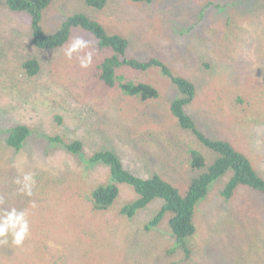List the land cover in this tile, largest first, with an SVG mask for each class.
Instances as JSON below:
<instances>
[{"label":"rangeland","instance_id":"obj_1","mask_svg":"<svg viewBox=\"0 0 264 264\" xmlns=\"http://www.w3.org/2000/svg\"><path fill=\"white\" fill-rule=\"evenodd\" d=\"M180 2L177 7L178 0L169 3L155 1L151 4L148 2L133 3L131 0H109L106 10L99 13L91 12L82 0H54V8L43 13V26L48 34L52 35L73 15L87 14L91 17L90 13H92V16L110 34L129 39V56L135 57L138 49H141L136 48L139 39L149 42L152 52L165 60V63L167 61V66L174 74H180L197 84V100L188 110L189 114L196 122L212 123L215 127L212 131L217 133L221 140L231 141L238 150L246 153L255 169L264 178V116L261 121L262 115L260 117L259 111L254 110V113H248V110L239 106L235 101L237 94H248L255 101V98L258 99L256 93L264 92V72L260 67L261 65L264 67V17L249 13L247 9L249 0H237L246 8L239 9L236 6H230L227 12H224L221 6L212 5L207 8L201 6L205 0H182ZM199 6L211 23L199 27L198 39L193 44L185 43L183 37L181 39L177 37L180 32L178 33L173 26V20L170 19L165 24L166 17L169 11L176 7L174 11L185 10L186 15ZM228 15L231 18L229 21H227ZM15 23L25 26V24H31V20L24 13L0 11V150L6 148V134L2 129L8 130L19 124L35 127L34 135L28 141L29 145L24 146L21 152L15 154V165L30 166L35 163V167L39 169L36 162L42 159L46 150L50 148V144L48 143L49 146H47L42 135L54 128L64 129L68 134V141L81 140L84 127L93 124L91 116L93 107L97 103H104L106 107L115 108L116 117L109 116L107 120L108 125L115 127L110 129L105 142L117 143L115 151L121 157L124 167L139 177L147 179L154 173L159 174L184 193L193 178L200 174L199 171L191 168L187 151L190 148L198 150L204 155L207 163L214 159L211 152L189 133L178 128L171 118L168 120L170 124L162 126L164 132L160 140L151 141L154 133L150 115L155 113L163 119L166 116L164 111L167 108L166 99L170 91L174 95L177 93L170 80L164 77L160 70L151 68L148 73L127 72L128 78H134L135 81H149L160 89L161 98L154 102H142L138 98L124 97L119 91H109L102 85H97L93 89L84 88L85 75H98L99 71L96 68H81L77 55L74 54L71 59L65 55L67 47L74 39L82 37L89 42V48L84 51L93 53V62L104 60L109 56L110 51L98 49L95 40L85 33L81 32L79 36H76V29L64 47L55 51H44L34 47L33 52L41 60L44 72L50 69L53 70L51 75L69 76L71 72L77 75L80 79L76 83L78 94L82 97L84 104L91 105L92 108L89 109V113L79 114L76 111L73 112L74 108H68L66 111L57 104L54 105V94H50V91L55 90L62 94L63 84H67L68 79L60 78L55 81L47 79L44 83V79L39 75L29 81L24 74L15 71V68H20L22 60L14 65L8 64L2 56L1 52L7 49V46L10 53H14L9 37L15 38L16 49L19 53L23 50L21 43L26 36ZM158 24L160 26L165 24L160 48L154 43V28H158ZM200 32L207 33L210 39L207 42H201ZM242 43L245 44L241 46V50L236 47L230 49V45L236 46ZM84 51L79 55H83ZM241 56L245 60L248 58L254 60L256 65L245 70L246 73L243 75L246 76H241L238 80L236 76H233L232 69L233 64L241 61ZM142 59L138 58L140 61ZM211 61L213 67L207 71L206 65ZM103 91L110 97L102 95ZM219 91L225 97L222 100L215 98ZM208 96L210 101L207 103ZM261 98L262 96H259V99ZM211 99H215V104L209 108ZM262 101L264 106V98ZM68 103L76 104L73 99H68ZM219 104L221 105L220 110L218 109ZM260 113L263 114L264 110L260 109ZM57 115L59 118H55ZM254 116L262 123L253 122ZM121 121H124L127 126V132L121 131L119 126ZM79 127L81 131L75 136L74 131L79 130ZM134 130L138 133L133 134ZM96 131L101 133V128L96 127ZM206 133L212 134L210 130ZM97 137L101 139L100 135ZM83 149L88 156L91 155L89 154L91 150H95L90 142H86ZM9 153L12 154L13 151L10 150ZM5 163L6 158L1 155L0 170L3 168V172L7 171ZM78 163L80 161L58 149L45 157L40 166L57 176L65 172L71 181H75V185L78 186L76 189L85 188L79 179L72 176L78 168ZM107 178V169L95 170L90 181L93 184L97 181L104 183ZM229 178L230 175H227L212 184L207 197L201 200L196 209L195 222L198 232L192 239L195 245L203 246L202 249L206 251L196 252L191 264H264L263 197L251 189L240 188L230 204L225 202L219 192ZM120 189L121 193L117 203L109 211L99 212L96 215L100 222L99 227L106 232L109 240L105 243L110 244L113 241V228L122 230L123 234L135 240L138 237L137 234L141 232L150 240L146 244L147 250L155 253L153 264H165L166 260L183 259L181 252H177L175 256L166 253L168 249L172 250L174 245V239L170 235L171 231L166 220L155 230L145 232L144 224L153 216L148 209L142 210L133 221L126 220L120 215L121 208L137 198L129 186L121 185ZM160 206V201L152 204L154 211H158ZM47 215L49 218L41 220H47V223L48 220H52L53 223L59 225L61 213L58 207ZM120 222L121 227H118L116 223ZM129 245L131 243L127 242L126 246ZM60 253L62 255L65 252ZM116 261L120 264H139L130 254L118 253L115 247L96 250L94 254H91V264H115Z\"/></svg>","mask_w":264,"mask_h":264},{"label":"trees","instance_id":"obj_2","mask_svg":"<svg viewBox=\"0 0 264 264\" xmlns=\"http://www.w3.org/2000/svg\"><path fill=\"white\" fill-rule=\"evenodd\" d=\"M82 1L85 2L91 12L100 13L106 10L109 5V0ZM131 1L133 3L148 2L151 4L155 1L169 3L174 0ZM180 1L182 0H178L177 7L181 3ZM53 4L54 0H0V11L7 10L13 13H24L31 20V24H25V26L24 24L21 26L15 23L17 24L16 26L24 31L26 38L21 43L23 50L19 53L18 49H16L15 38L9 37V42L14 48V53H10L8 46V50H2L1 53L5 57L6 63L14 65V63L22 60L20 68H15V71L24 74L29 81L34 80L39 75L44 79V83L47 82V79L53 81L60 78L68 79L67 84H63L64 92L62 94L55 90L50 91V94H54V105L57 104L66 111H68V108H74V113L75 111L79 114L89 113V109L92 106L84 104L82 97L78 94L76 83L80 80L79 77L73 72L69 73V76L51 75L53 70L50 69L44 72L41 60L38 59L33 50H35V47L44 51H55L64 47L74 34V29H76V36H79L81 32L89 36L91 35L92 40L94 38L97 40L100 49L110 50L111 53L104 60L92 62L88 67L89 69L96 68L99 74L85 75L84 88L91 87L93 89L97 85H102L109 91H119L124 97L138 98L142 102H154L161 98L160 89L149 81H135L134 78H128L129 74L127 72H133V74L148 73L151 68L160 70L162 75L170 80L177 93L174 95L170 91L169 97L166 99L167 108L165 111L161 109L166 112V116L163 119L155 113L150 115L153 121L154 133L151 141L158 142L160 140L164 132L162 131V126L170 124L168 120L171 118L177 124V127L190 132L204 147L213 151L217 157L212 164L207 165L205 157L200 152L192 149L187 151L192 157L190 161L191 168L194 171H199L200 174L193 178L184 193L171 182L164 180L159 174L154 173L147 179L139 177L124 167L121 157L116 154L115 150L111 149V144L105 142L110 129L115 127H111L107 122L109 116L116 117L114 114L115 108L111 106L106 107L104 103H97L93 107V114L91 116L93 124L85 126L82 130V141L76 140L68 143L66 141L68 134L62 130L57 131V136L55 137L47 136L49 142H54L58 145L57 148H65L69 154L79 159L78 168L72 176L79 179L85 188L79 187L76 189L78 186L75 185V181H71L65 172L59 176L52 173V178H49L36 171L31 174L34 177L35 184L47 190L46 198L42 202L36 203L29 196L20 194L19 188L14 185V178L17 175L22 176L24 173L17 171L12 166L10 160L7 161L10 168L5 172H3V168L0 170V201H2L0 203V213L12 207L18 210H27L28 213L32 211L36 212L30 219L32 241L24 243L21 247H11V249L10 238L9 243L0 244V264H59L60 256L54 255L52 252L55 250L65 252L63 256L67 260L69 258L67 249L69 248L72 250L81 249L82 254L78 256V264H90L91 254L89 250L88 223L76 226L74 233H72L73 239H70L59 228V225L53 223L52 220H48V223L47 220H41L49 218L47 214H50L51 210L56 207L60 209V219H66L70 217V214L77 217L87 214L85 221H89L98 230L95 239L98 241L100 247L103 246V249L115 247L118 253L124 252L130 254L136 263L153 264L155 253L147 250L146 244L150 240L143 233L137 234L138 237L135 240V238H130L123 234L122 230H118V235L114 236V241L106 244V237L102 232L103 229L99 227L100 222L92 215L96 212H107L117 203L121 193V185L129 186L137 196L136 200L126 204L120 210V215L126 220L133 221L142 210L154 203L156 199L164 201L161 209L154 211L155 216L144 225V231L150 232L155 230L162 223L166 215L170 214L172 218L168 217L166 220L171 231L170 235L174 239V245L173 249H168L166 253L170 256H175L177 252H181L183 259L166 260L165 264H186V261L188 264H191L192 257L196 252H199V250L200 252L206 251V249H202L203 246L195 245L192 238L198 232L195 222L196 209L201 200L207 197L210 186L223 179L225 175H230V180L219 192V195L225 202L230 204L239 189L245 188L262 195L264 206V179L258 174L251 160L246 158L241 150H238L231 141L227 139L221 140L219 135L212 131L215 128L212 123H199L193 119L188 110L197 100V84L180 74H174L167 66L168 62L166 61L165 63V60L152 52L149 42L139 39L136 48L141 49H138V54L135 57L129 56V39L120 35L109 34L97 19L92 16V13H90L91 17L87 14L73 15L55 34L50 35L43 26V13L48 9H53ZM212 5L221 6L224 12H227L230 6H236L239 9L246 8L243 3H239L237 0H231L230 2L229 0H224L223 2L220 0H205L201 6L207 8V6ZM201 6L192 9L186 15L184 12L187 11H174L176 7L171 9L166 17L165 24L170 19L173 20V26L178 33L180 32L177 37H180V39L183 37L185 43L193 44L198 39L197 34L199 32L197 31V25L205 22V14L200 9ZM247 9L251 15L258 14L260 17H264V0H249ZM227 18V21L231 20L230 15ZM165 24L164 26L158 24L157 26L159 27L154 28V43L158 47L164 35ZM200 36L201 42H207L210 39L207 33H201ZM244 44L230 45V49L236 47L241 50V46ZM138 58L143 59L140 61ZM241 58L240 62H233L235 64H233L234 67L232 69L233 76H236L238 80L241 76H246L243 75L246 73L245 70L256 65V62L250 58L246 60L242 56ZM206 66V70L210 71L213 67L212 61L207 63ZM260 67H262L261 70L264 72L263 65ZM65 91L67 92L65 93ZM240 91L243 92V90ZM102 95L110 97L104 91ZM216 95L215 98H219L220 100L225 98L221 91ZM239 95L237 94L235 100L239 106H243L249 111L248 113H254V110L256 112L259 111L260 117L262 115V121L264 113H260V109L264 110L262 101L264 97L259 99V96H263L264 92H257L258 99L255 98V101L248 94L240 95V97ZM68 99H73L76 104H69ZM209 101L210 98L208 96L207 103ZM214 104L215 99H211L209 108H212ZM218 109H221L220 104L218 105ZM55 118H59V115ZM59 120L61 121V119ZM257 121L254 116L253 122ZM258 122L260 123V121ZM119 126L121 127V131H123L125 126L124 121H121ZM32 127L26 124H19L8 130L2 129L6 134V150L13 149L15 152H19L24 146L29 145L28 141L34 135L35 127ZM96 127L101 128V133H97ZM208 130L212 134L206 133ZM80 131V127L79 130L74 131L76 133L75 136ZM97 135H100L101 139ZM86 142L92 143L95 148L94 151H90V156L84 153L83 148ZM174 146L176 147L177 145ZM106 169L108 173L106 182L97 181L95 184L91 183L90 178L95 170L103 171ZM32 202L35 203V207H31ZM69 208L71 209L70 212ZM89 212H91L90 218L88 216ZM54 213L56 214V212ZM121 224V222L116 223L118 227H121ZM133 241L135 242L133 243ZM127 242H130L131 245L126 246ZM89 254L90 256H88ZM49 258L53 259L52 263L49 261ZM115 264L120 263L116 261Z\"/></svg>","mask_w":264,"mask_h":264},{"label":"clouds","instance_id":"obj_3","mask_svg":"<svg viewBox=\"0 0 264 264\" xmlns=\"http://www.w3.org/2000/svg\"><path fill=\"white\" fill-rule=\"evenodd\" d=\"M182 11H185V10H182ZM206 21H207V24L208 25L211 23L210 20H209V18L205 15V22L204 23H201L199 25L196 24L197 25V31L198 32H199V28L198 27L204 26L206 24ZM105 30H106V28H105ZM82 33H84V32H82ZM112 35H115V34H112ZM95 42H96V45H97L98 49H100V47L98 46V42H97L96 39H95ZM88 48H89V42L86 41L85 39H83L82 37H77L67 47V49L65 51V55L69 59H71L74 56V54L77 55L78 58H79L80 67L81 68H84V69H87L92 64V62H93V53L91 51H84V50H87ZM100 50H106V49H100ZM82 51H84V54L83 55H79ZM108 51H110V50H108ZM110 53H111V51H110ZM263 97H264V95L262 96V98ZM127 129H128L127 126H124V129H123L122 132H127ZM60 130L64 131V129L54 128L50 132L42 135V138L47 143V146H49L48 143L50 144V146H49L50 148H48L46 150L44 157L42 159H40L39 161L36 162L39 169H37L35 167V163L33 165H30V166H22V165H15L14 164V156H15V154L21 152L22 149L19 152H15L12 149V151H13L12 154H10L9 153L10 150H6V148L3 149V150H0V154H2V156H4L6 158V163H5L6 169H9L10 168V166L7 164V161L10 160L12 162V166H14L17 171L24 173L22 176L17 175L14 178V180H13L14 185H16L19 188V193L20 194H23V195L29 196L36 203L42 202L46 198L47 190L44 187H41V186L35 184L34 177L31 174H33L36 171H39L40 173H42L46 177L52 178L51 177L52 172L51 171H46L45 169H43L42 166H40L42 160L45 157L51 155V153L55 152L58 149H61L66 154L72 156L71 154H69L66 151L65 148H57L58 145H56L54 142H49L47 140V136L55 137V136H57V131H60ZM186 132L189 133L190 136H192L190 132H188V131H186ZM136 133H138L137 130H134V133L133 134H136ZM192 137L195 138L194 136H192ZM66 141L68 143H70V142H74L76 140H74V141H68V137H67L66 138ZM111 146H112L111 149L116 150L117 143H111ZM204 148L207 149L206 147H204ZM190 149L195 150L193 148H190ZM207 150L214 155V159L211 162L207 163V165H210V164H212L214 162V160L216 159L217 155L214 154L213 151H211L209 149H207ZM195 151H198V150H195ZM242 153H243V155L246 158L250 159L249 156L246 153H244V152H242ZM200 154H201V152H200ZM189 156H190V161H191L192 160V157H191V155H189ZM72 157L75 158V159H77L74 156H72ZM77 160L79 161V159H77ZM251 162H252V160H251ZM252 164H253V162H252ZM258 174L260 175L259 172H258ZM226 176L227 175H225L224 177H226ZM229 180H230V178H229ZM136 199H134V200H136ZM156 201H160V203H161V206L158 209V211H159L161 209L164 201L161 200V199L160 200L156 199L154 201V203H156ZM0 203H2V201H0ZM152 204H150L146 209H148L152 213V215L155 216L154 209L152 207ZM31 207H35V203L34 202H32ZM70 211L71 210L69 209V212ZM89 213L90 214H88V216L90 218L91 212H89ZM35 214H36V212H33L32 211V212L28 213L27 210H18L15 207H12L10 209L3 210V212L0 213V244H7V243H9V238H10L11 239V244H12V245H10V249H11V247H21V246L24 245V243L31 242L32 241V235H31V223H30V219ZM86 215H84L82 217H77L75 215L70 214V217H68L66 219L63 218V219H60L59 220V228L62 229V231L66 234L67 237H69L70 239H73L72 233H74L75 227L78 226V225L84 224V223H88V225H89V238H90L89 250H90V254H92V253H95L96 250H103V246L100 247L98 245V241H96V239H95V236L97 235L98 230L89 221H85ZM92 215H94L98 219V217L96 216L97 215V212L94 213V214H92ZM168 217L169 218H172V216L170 214H168V215H166V217L164 218V220H166ZM149 221H147L145 224H147ZM166 222H167V220H166ZM113 230H114V236L115 235H118V229L117 228H113ZM102 232L105 234V237H106L105 241L106 240L109 241L107 239L106 232L103 231V230H102ZM114 236L112 238L113 241H114ZM113 241H111V243ZM74 249H76V248H74ZM67 250L69 252V258L67 260L63 256V254L61 255V253H60L59 250H55L52 253L54 255H59L60 256L59 264H78V256L80 254H82L81 253V249L72 250L71 248H69ZM49 261L52 263L53 262V259L49 258ZM90 264H91V261H90ZM186 264H188L187 261H186Z\"/></svg>","mask_w":264,"mask_h":264}]
</instances>
